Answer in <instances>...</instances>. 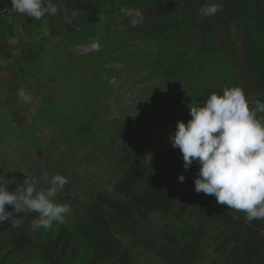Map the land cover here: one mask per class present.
Listing matches in <instances>:
<instances>
[{
  "label": "trees",
  "instance_id": "trees-1",
  "mask_svg": "<svg viewBox=\"0 0 264 264\" xmlns=\"http://www.w3.org/2000/svg\"><path fill=\"white\" fill-rule=\"evenodd\" d=\"M2 41L0 101L46 85L36 169L7 180L0 151L3 258L264 264V0H0ZM49 49L54 75L84 93L70 117L38 71ZM112 76L136 84L130 107ZM108 84L117 123L100 112ZM66 118V135L38 143L40 121Z\"/></svg>",
  "mask_w": 264,
  "mask_h": 264
},
{
  "label": "rangeland",
  "instance_id": "rangeland-1",
  "mask_svg": "<svg viewBox=\"0 0 264 264\" xmlns=\"http://www.w3.org/2000/svg\"><path fill=\"white\" fill-rule=\"evenodd\" d=\"M21 29L18 31L20 32ZM36 38V37H35ZM12 39H10L11 41ZM8 44L9 41L7 42H0V47H3L4 44ZM57 59H55V56H53L52 49H49V51L46 52V55L43 57V59L40 62V67L39 70L40 72L45 73L46 76L49 77H55L56 80H58L59 84L61 87H58L56 89H48L50 90L49 92H52L53 95V101L55 100L54 93L58 95V97H64L65 102H64V107L67 109V117L71 116L70 111L72 109L77 108L79 109L80 101L82 100L81 96L84 95L82 90L76 86H71L69 88H66L62 85V75L59 74L61 80L58 79L54 75L55 71L59 72L58 68L56 67ZM114 65L117 69H122V64L120 63H114V64H108L107 67H111ZM26 69V68H25ZM99 77V76H98ZM127 77V78H126ZM131 80V79H130ZM111 81L117 84H127L128 86L123 93L118 90L116 98L119 99L120 102L123 103L124 106H131V102H133L131 99V86H134L136 84H131L129 82L128 76H125L124 79L122 77L118 76H112ZM30 86L23 88L16 97H7L5 99H2L0 101V151H3L6 154V159H10L9 161L12 162L8 167H10L9 171L11 173L9 174V177H7V180H10L12 177L13 173V168L16 167L19 170H35L36 165L30 161L32 160V155H31V149L34 147V145H37V139L39 138L38 136V129L37 126L35 125V118L37 119V112H36V107H40V96H44L43 94L46 93V91H43L41 88H44L46 85L41 82V80H31L30 81ZM138 90V89H137ZM136 90V91H137ZM107 96L108 98H104L102 101V105L99 103L100 107V112L103 114V116L106 119L116 121V123L120 120L121 114L116 111L114 113V108L118 106V101L115 100L113 97L110 95H113L114 89L111 84H108L107 89ZM159 100H162L163 98V92H161L160 95H158ZM11 102V103H10ZM21 102L26 103L30 107V111H22V104ZM97 104V100L94 102V105ZM12 108L11 112L10 109ZM117 109V108H116ZM80 111V110H79ZM42 113V112H38ZM85 112L80 114L82 116L81 118H85ZM45 116V115H44ZM54 119H51V121L47 122L49 124L44 123L43 121H40L42 124V130H43V135L40 137L38 143H43V141L49 140L52 138V140L60 139L63 137L62 133H66L69 131L70 127H74L73 123H70V120L66 118L62 122L57 124L53 122ZM53 122V123H52ZM23 125V126H21ZM30 125V126H29ZM21 126V127H18ZM26 126V127H24ZM28 126V127H27ZM52 127V128H51ZM70 137V134H68ZM68 136H65L64 141L68 140ZM39 152L38 150L36 153ZM45 152H41V154H44ZM64 153V152H62ZM33 161V160H32ZM1 162V161H0ZM86 161L82 162L85 164ZM3 163H0V170H4V167L1 166ZM93 171V170H91ZM87 174V173H85ZM14 178H12L13 180ZM3 176H0V187H4V184H2ZM106 180V179H104ZM107 189H111V186L106 183L104 185ZM21 191L19 190L18 193L16 194L19 195ZM145 252V251H143ZM83 253V252H82ZM158 258L157 256H155ZM90 258V255H87L86 257L82 258L81 254H79L75 260V264H86L87 260ZM8 258L9 264H17V258ZM16 260V261H15ZM38 261L33 259V262ZM102 261L98 262V264H101ZM162 263V262H161ZM24 264H30V263H24ZM168 264V263H166ZM173 264V263H170Z\"/></svg>",
  "mask_w": 264,
  "mask_h": 264
},
{
  "label": "crops",
  "instance_id": "crops-1",
  "mask_svg": "<svg viewBox=\"0 0 264 264\" xmlns=\"http://www.w3.org/2000/svg\"><path fill=\"white\" fill-rule=\"evenodd\" d=\"M7 168V170H6V172H9V174L11 173V171H9V169H8V167H6ZM14 169H15V167L13 168V173H12V177L10 178V180H12V178L13 177H15V172H14ZM5 176V175H4ZM27 177L24 175V179H26ZM27 181H28V179H27ZM5 183L6 182H3L2 184H4V187H0V194L3 192L1 189L3 188H6V187H8V186H6L5 185ZM6 192V191H5ZM5 192H4V194H5ZM8 192V191H7ZM22 193V192H21ZM20 195V194H19ZM17 202H19V199H17V197H16V195H14V197L12 196V199H11V202H10V204H11V206L10 207H12V206H14L15 204H17ZM1 205L2 204H0V207H1ZM3 255L0 253V264H8V262H9V260L7 259V258H5V256H4V258L2 257Z\"/></svg>",
  "mask_w": 264,
  "mask_h": 264
}]
</instances>
